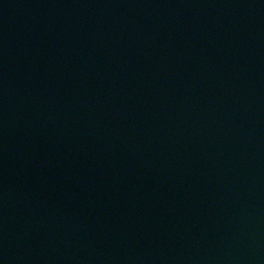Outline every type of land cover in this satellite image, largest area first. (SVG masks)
Wrapping results in <instances>:
<instances>
[{
	"label": "water",
	"instance_id": "obj_1",
	"mask_svg": "<svg viewBox=\"0 0 264 264\" xmlns=\"http://www.w3.org/2000/svg\"><path fill=\"white\" fill-rule=\"evenodd\" d=\"M0 264H264V0H0Z\"/></svg>",
	"mask_w": 264,
	"mask_h": 264
}]
</instances>
